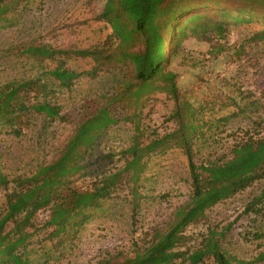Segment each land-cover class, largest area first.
Returning <instances> with one entry per match:
<instances>
[{
	"label": "trees",
	"instance_id": "1",
	"mask_svg": "<svg viewBox=\"0 0 264 264\" xmlns=\"http://www.w3.org/2000/svg\"><path fill=\"white\" fill-rule=\"evenodd\" d=\"M27 1L0 0V22L9 13L19 12ZM207 8H215L217 13ZM89 20L103 22L110 28L103 40L85 47H58L30 39L7 48L18 58L48 66L36 76L0 84V133L20 136L35 117L71 123L72 130L54 158L38 165L30 175L8 180L0 172V188L5 197L0 211V264H31L26 255L28 242L44 230L48 239L57 238V246L66 248L68 244L74 248L89 211L115 197L118 191L127 190L135 211L142 197L141 178L149 163L157 155L175 149L187 161L188 200L175 210L164 227L148 234L145 244L135 246L132 256L119 253L103 263L264 262V250L252 259L230 253L223 246L226 228L219 225L209 226L196 248L186 246L190 239L185 233L188 225L206 221L208 209L264 180V119L253 121L255 132L246 130L244 137L231 148L230 155L218 156L213 161H196L202 146L213 140V134L207 133L215 124L204 117L208 105L204 101L197 105L191 101L187 89L179 85V73L172 67L186 39L218 42L225 38L230 22L260 21L262 29L255 33L254 39H264V0H105L102 10L93 13ZM213 49L219 52L223 48ZM77 59H90L93 64L88 70L78 71L69 65L70 60ZM118 62L129 76H124L112 92L99 94L100 101L97 100L91 114L69 119L53 101L56 88L70 89L81 76L94 78L104 66ZM233 90L235 97H227L238 108L244 101L245 104L256 102L250 100V91L242 87ZM152 92L165 93L173 101L168 120L174 126L163 135L150 136L140 121L142 97ZM261 96L264 98V89ZM114 103L121 107L113 112L110 106ZM119 112L125 116L118 117ZM234 116L231 113L216 122L226 124ZM120 120L133 123L131 142L120 153L121 164L107 168L105 162L112 155L100 156L95 149L103 133ZM42 211L48 215L40 224L37 216ZM245 212L264 216V187L248 203ZM135 215L134 212L133 219Z\"/></svg>",
	"mask_w": 264,
	"mask_h": 264
},
{
	"label": "rangeland",
	"instance_id": "2",
	"mask_svg": "<svg viewBox=\"0 0 264 264\" xmlns=\"http://www.w3.org/2000/svg\"><path fill=\"white\" fill-rule=\"evenodd\" d=\"M104 3L105 0H28L25 7L20 6L19 12L9 13L7 19L0 22V84L36 76L42 68H47L46 63L39 66L8 51L27 40L37 39L58 47H85L103 40L110 28L103 22L89 19L93 13L102 10ZM207 11L217 10L207 8ZM261 23L230 22L225 38L218 42L188 38L181 55L173 60L172 67L179 73L180 87L187 89L195 105L201 101L208 105L204 117L212 119L215 124L207 133L213 134L214 138L210 144L202 146V152L195 158L198 162L230 155L231 148L244 137L246 130L255 132L253 121L264 119V98L261 96L264 89V39H254L255 33L262 29ZM220 46L223 49L219 52L213 49ZM92 64L90 59L69 61V65L78 71L88 70ZM124 76L129 73L119 62L104 66L94 78L83 75L70 89L56 88L53 101L69 119L86 116L94 111L97 100L100 101L99 94L112 92L111 89H115ZM226 82L234 83V86ZM234 87L250 91V100L256 102L245 104L244 101L240 108L233 105L227 96L235 97ZM120 107L121 104L117 103L110 106L113 112ZM140 108V121L150 136L163 135L174 126L168 120L173 101L167 94L152 92L143 96ZM231 113L236 116L226 124H217L218 118ZM117 116L123 117L125 113L119 112ZM71 125L35 117L20 136L1 132V174L11 180L18 175H30L38 165L51 161L70 134ZM132 134L133 123L120 120L100 137L95 152L100 156L112 155V159L105 162L107 168L121 164L120 153L130 144ZM186 162L176 149L157 155L141 178L139 194L142 197L135 211H132L131 195L129 197L127 190L118 191L115 197L89 211L88 221L80 229L74 248L68 244L66 248L57 246V238L48 239L45 230L31 237L26 249L29 262L104 264V259L117 257L119 253L132 256L134 247L145 244L150 237L148 234L164 227L175 210L188 200L190 179ZM263 187L264 180H261L208 209L206 221L186 227L185 233L190 237L186 246L196 248L207 228L219 225L226 228L223 246L230 253L242 259L255 257L264 250V216L245 212V208ZM4 202V190L0 188V211ZM47 215L46 211L38 214L40 224ZM200 264L214 263L206 260Z\"/></svg>",
	"mask_w": 264,
	"mask_h": 264
}]
</instances>
